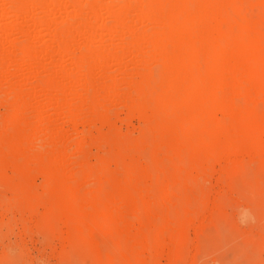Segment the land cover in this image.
I'll use <instances>...</instances> for the list:
<instances>
[{
  "label": "bare ground",
  "instance_id": "6f19581e",
  "mask_svg": "<svg viewBox=\"0 0 264 264\" xmlns=\"http://www.w3.org/2000/svg\"><path fill=\"white\" fill-rule=\"evenodd\" d=\"M1 1L6 5L0 8L1 16L11 14L21 20L31 18L32 23L34 22L31 24L37 27L41 34L38 35L39 32L36 33L37 31L34 34L33 30L28 31L26 30L28 28H22L23 26L19 25L17 19H10L12 22L6 26H1L0 33L5 36L2 37L0 34L2 37V40L0 38V74L6 70V63L13 60L12 41L15 39L11 41L8 35L10 32L18 30L20 34L24 35L25 40L23 39L24 42L18 50L17 65L28 66L26 68L29 72L27 76L35 78L37 82L50 90L51 96L48 95V98L50 96L56 99L57 95H65L66 92V95L72 96L77 101L87 102V112L81 113L86 118V124H95L98 121L103 123V120H107L106 114L99 112L100 101L105 95H117L116 87L119 86V81L117 82L116 78L118 74L120 71H122L121 74H128L123 62L126 55L133 65L130 74L135 76L127 79L129 77L127 75L126 79L121 80V83L132 91V94L128 93L129 90L126 93L124 91V94L121 93L123 96H120L124 101L122 102L126 112L130 115H138L141 120L143 117L139 116L143 115L146 106L147 108L154 106L155 109L163 111L162 116L154 122H151L153 118L151 121L148 120L149 122L146 121L147 132H152L153 136L156 132L157 137L160 135V141H157L159 140L157 138V140H153L154 143L153 141L149 143L152 145V152L149 153L147 161H145L147 164L141 166L138 162L131 160V169L126 171L125 168L124 174L123 172L120 173L123 171L122 169L118 170V173L123 175L122 179H118L114 177L115 175H110L111 168L108 163L102 167L96 166V163L94 168L95 166L98 168H95L96 171L94 170V172H97L98 177L96 176L97 180L96 178L93 179L95 182L91 181L94 186L92 189L90 188L92 190L91 196L96 198V202H91V199V201L87 200V203L82 204L75 195L77 185L82 182L86 185L89 184V178L92 175L95 176L94 172L84 167V164H88H83L84 161H78L72 171H70L71 169L64 170L61 164L62 162H69L68 158L72 154H69L70 152L84 151L85 138L70 140L67 143L68 148L66 147L68 153L65 151L66 154L61 157L60 150L62 149L60 148V138L56 136L57 133L40 128L45 118L42 112L46 108V104L41 105V101L40 106L36 108L37 115L33 118L34 120L25 121L23 119V113L32 99V94H26L27 91L24 90L25 86H29L28 82L11 83L10 86H7L10 87L9 90L8 88L3 91L0 90L1 104H4L6 98H11L8 108L9 117L0 120V173L2 171L5 173L4 168L8 165L13 167V171L15 168L14 172L20 177L27 176L31 172L34 173L37 168H40L43 172L42 178L45 189L47 193L49 192L47 195H49L50 200L47 206L50 210L61 213L66 204L90 207L100 217L108 216L120 222L119 224L124 227L127 223L125 220L126 213L121 211L120 204L118 209L113 207L114 203V205L111 203L116 199L126 203L128 200L131 201L130 199L134 198L137 193L139 202L142 204L131 210H135L137 213L138 221L148 220L147 234L142 232L145 234L143 241L152 243L153 247L150 246V248L154 250L156 249L154 242L158 241L157 243H159L158 238L162 232L166 231L164 229L166 225L169 222L170 225H173V222L169 221L172 218L173 211H170L172 208H167L163 213L154 209L170 204L171 199L175 197L176 187L189 183V179L186 180L180 172V169L185 166L183 165L185 164L184 161H188V164L201 169L203 173L210 170V166L212 167L208 163L210 161L206 163V161L201 160L203 157L209 158L211 163L218 160L222 155L228 157L254 155L256 161H264L263 148L262 150L259 148L260 145L264 146V0H72L70 11L65 8L68 4L67 0ZM61 11L64 15L61 16L62 13H60L59 16ZM37 14L38 20L36 21L34 17ZM55 14L57 17L59 16L57 18L59 19V26L56 27L55 24L50 23V19L55 17ZM105 17H107L108 23H105ZM57 19L55 20L57 21ZM135 22L145 24L148 27L143 31H138L135 28ZM101 31H104L105 37L117 36V40L120 42L119 48H117L118 46L115 48L111 46L109 49L106 46L103 49L92 48L94 42L100 43L99 41L103 37H101L103 34L100 33ZM221 31L225 33L224 37L221 36ZM80 33L83 35L87 33L88 35L87 41H85L86 47L84 50L82 48L75 51L72 43ZM43 34L49 36L47 41L41 38ZM38 36H41L42 40L38 39L41 45L36 49L32 46V42L39 38ZM2 42L5 44L3 45ZM40 43L38 42V44ZM79 43L81 42L79 41ZM98 45L101 46V44ZM49 50H53V55L56 52L60 57L68 59L72 68L65 69L69 67L66 66L55 69L59 66L56 64L54 69L47 72L45 76L38 78L36 65L42 56L41 53L48 55ZM52 54L50 53V56ZM50 56H48L49 59ZM108 62H111L117 69L115 71H119V73L116 77L113 76L116 73L109 74L107 75L109 76L108 79L106 76V81L94 84L95 81L94 83L92 81L95 78L94 75L99 71L101 73L104 70L102 68ZM156 68H158V73ZM95 71L97 72L95 73ZM56 73L61 76L62 82L55 83L54 76ZM0 78L2 79V75ZM68 89L69 92L67 93ZM44 101L48 102L49 100ZM70 102L64 99L61 104L67 119L73 121L80 113L81 107L79 108L78 104L74 105ZM88 113L90 114L87 118ZM115 123L113 121V124ZM108 124L111 125L110 122ZM144 131H146L145 127ZM81 134L85 133L81 132ZM81 134L79 133L80 136H82ZM152 138L155 139L156 136ZM145 140L146 138L142 141L139 139L128 143H130L129 146L131 144L139 146L142 144L140 142ZM147 141L144 143L147 144ZM157 142H163L161 144L164 147L161 144V146L158 145ZM149 144H147L148 149L146 148L145 155L148 154L149 150L151 151ZM154 144L156 147L158 146L157 149L160 147L164 150L163 148H165L164 151L168 152L170 158L180 157L182 163L179 162V165L174 166L167 165L169 167L167 168L157 156L161 152L156 154L158 150ZM128 153L130 152L128 151ZM118 162L122 161L119 159ZM127 164L129 165V163ZM10 167L7 168L12 169ZM13 171L11 170V172ZM107 175L114 178L110 177L109 179ZM54 176L67 183L66 187L69 194L61 199H57L49 187ZM99 177H102V182L107 180L115 187L118 185L120 190L118 188L116 193L110 191L108 194L109 192L103 188V183ZM158 177L163 179L158 180L160 179ZM145 179L149 180V184L144 181ZM142 180L145 182L143 185H141ZM92 183L90 184L92 185ZM83 188L86 189V187ZM103 189L107 191L105 192L107 195L104 194ZM152 196L154 201H151ZM133 241L135 242V240ZM150 248L148 251H151ZM154 252L152 253L155 254ZM145 253L150 255V252Z\"/></svg>",
  "mask_w": 264,
  "mask_h": 264
},
{
  "label": "rangeland",
  "instance_id": "374dc122",
  "mask_svg": "<svg viewBox=\"0 0 264 264\" xmlns=\"http://www.w3.org/2000/svg\"><path fill=\"white\" fill-rule=\"evenodd\" d=\"M67 3L68 4L65 6V8L67 11H70L71 9L69 8H71L72 0H67ZM5 6L6 5L3 3V1L0 0V8ZM60 13H62V11L59 12V16ZM7 15H0V27L8 25L10 22H12V19H17L11 14ZM62 15H64V13H62L61 16ZM54 16L55 17L50 19V23L55 24L56 27L59 26V19H57L59 16L57 17L56 14ZM105 18V23H108L107 17ZM30 19L17 20H19V25L23 26L22 28H28L26 29L28 31L33 30L34 34L36 31V33L39 32L38 35L41 34L40 30L32 25L34 22L32 23V19ZM34 19L36 21L38 20V14L34 17ZM55 19H57V21ZM134 25L138 31H143L148 27H146L145 24L142 25L138 24L137 22H135ZM12 32H10L8 37L11 39V41L15 39V41H12V51L14 52V54H12L13 60L10 63H6V70L0 74V76L2 75V79L0 78V90L3 91L5 88H8L9 90L10 87L7 86L11 83H21L22 81L28 82L29 86H25L26 88L24 87V90L27 91L26 94H32V99L29 106L23 113V119L25 121H32V119L37 115L36 108L40 106L41 101V105L46 104V108L42 112L45 118L42 121L40 128L49 129L52 132L57 133L56 136L60 138L61 143V157H64L66 152L68 153L67 143L70 142V140L74 141L77 138H85L84 143L86 146L84 145V148L86 150L84 149V151L80 150L70 152L69 154H72L68 158L69 162H62L61 164V167L64 170H74V166L78 161H84L83 164L88 163L84 164V167L92 170L93 172L95 168L97 169L99 166L102 167L103 165L106 166L108 163V165H110L109 167L111 168L110 175H115L114 177L122 179L123 175L119 174L118 172L122 169L123 171L120 173L123 172L124 174L125 168L126 171L129 168L131 169L130 163L132 161L138 162V164L141 166L147 164L145 161H147L149 153L152 152V145L149 143H152L153 140H157V138H159L157 141H160V135L157 137L156 132H154V136L152 132H147V122L151 121L152 118L153 120L151 122H154L156 119L160 118L163 114V111L155 109L154 106H148V108L146 106L143 110V115L145 117L143 115L139 116L141 118L143 117L141 120L138 118V115H130L128 112H126L127 110L123 104L124 101L122 98H120V96L124 94V91L126 93V91L129 90V94H132V91L131 89H127L126 85L122 84L121 82L123 81V78L126 79L127 75H129L127 79L135 77L134 75L132 76L130 74L133 65H131L132 62L130 61L129 57H127V55L123 58L124 66L127 69L124 70L128 71L127 75H124V73L121 74L122 71H120V74L117 76L119 71H115L117 69L111 62L108 63L112 65H108L107 63L106 66L102 68L104 69L102 71L103 73L101 72L102 74L100 73L99 69H96L99 71V73L95 71V73L97 72V76L94 75L95 78L92 79L93 83L95 81L94 84L99 82L102 83V81L104 82L108 79L109 76L107 75H113L116 73V75L113 76H117V78H119H116L117 82L119 81V86H117L118 89L116 87L117 93H115L117 95H105L107 98L110 97V99L107 100V98L104 96L100 101L99 112L101 114L104 112L106 114L107 120H103V123L98 121L95 124L90 123L88 125L86 124V118L81 114L82 112H87V102L84 103L77 101L72 96L70 97L68 94L66 95V92L65 95H57L59 97L56 96V99L51 98L50 90L46 89L44 85L37 82L35 78L27 76V73H29L26 69L28 67L27 65H17L18 50L23 44L25 37H23L24 35L20 34L18 30H14ZM33 32L31 33L33 34ZM100 33H103L101 35V37H103L100 39L101 41H99L100 43L94 42V47L92 46V48L95 49L96 47V49H103V47H107V49H109L111 46H114L112 48H115L119 45L120 42H118L119 40H117V36L105 37L104 31H101ZM0 34L2 36L3 33ZM221 36H225L223 31H221ZM2 37H0L1 40ZM38 37L39 38L32 42V46L36 49L41 45L38 39L42 38L44 41H47L49 38L47 34H43L42 37ZM77 37L74 41L76 43H72L73 49L78 51L79 49L81 50L83 48L82 50H84L86 47L85 41H87L88 37L87 33L86 35L80 33L77 35ZM98 38H100V36H98ZM79 41L81 43H79ZM38 42L40 44H38ZM2 44L4 45L5 43L2 42ZM98 44H101V46ZM75 45L77 46L75 47ZM14 47L16 48L14 49ZM117 48H119V46ZM48 53V55H43L41 53L42 56L39 58L38 62L39 66L38 64L36 65V70L38 69V78L45 76L47 72H50L56 67L54 66L56 64H59V66H57L55 69L62 67L65 68L66 66L69 67L65 69H70L72 66V64L70 65L71 62L69 63V60L65 57H60V55L56 52L53 55V50H49ZM50 53L52 54L51 56ZM48 56H50V59ZM157 69L158 68H156V72ZM104 71L108 73L106 74ZM156 72L154 71L155 74ZM54 79L55 83L62 82V78L58 73H56ZM42 92L43 94H41ZM68 92L69 89L67 90V93ZM48 95H50V99L47 97ZM64 99L65 101H72L70 103H74V105L78 104L77 106H79V108L81 107L80 113L76 118H74L73 121L68 120V117L65 115L66 113L64 107H62L61 104ZM6 100H8V104L6 103ZM6 100L4 101V104L2 103L3 105L0 103V120H2L1 118L4 119L9 117L8 108L11 98H6ZM44 100H49L50 102ZM104 113L103 115H105ZM89 114L90 113L87 114V118ZM108 121L111 123V125L108 124ZM113 121L116 123L113 124ZM109 125L110 127L114 128H110ZM144 127L146 131H144ZM110 130L113 131L112 133H116L112 134ZM81 132H84L85 134H81ZM79 133L82 136H80ZM150 134L152 137L156 136V138L154 139L150 137ZM145 138L146 140L140 142L142 144H139V146L132 144L129 146V141H135L139 139L142 141ZM146 141L147 144L151 145L149 146L151 147V151L149 150L147 155H145V153L147 152L148 145L144 143ZM86 142H88L87 144L89 146L86 144ZM42 144L45 143L42 142ZM44 146H46V144ZM157 147L156 150L159 152L157 151L156 154L161 152L157 156H159V159L162 160H160L162 164H165L166 166H174L179 165V162L182 163V159L180 157L170 158L168 152L164 151L166 150L165 148L162 150L160 147V149H157ZM259 148L261 150L263 148L264 151V146L260 145ZM128 151L130 153H128ZM138 156L141 157L139 158ZM142 156L144 157V160ZM119 159L122 162H118ZM201 160L203 162L206 161V163L207 161H210L208 163L212 165L213 168L210 166L211 169L203 173L201 169L193 167V165L190 163L188 164V161L183 160L185 162L183 165L185 166L180 169V172L186 180L189 179V183L181 184L178 186L179 188L176 187L174 193L175 197L171 199L172 201H170V204L168 203L164 206H159L158 209H154L159 213L165 212L167 208H172L169 210L171 212L173 211L171 215L172 218L169 220L171 223L173 222V225H170L169 222L164 228L166 231L163 230L164 233L162 232L161 234L162 237L160 235L158 238L159 243H157L158 241L154 242L156 245L154 248L156 247L157 250H151L150 246L153 247L152 243L149 244L146 243V240L143 241L145 234H147V225L149 223L148 220H140L144 224L143 225L137 220V213L135 210H131L136 209L138 205L142 204V202H139L137 193L134 195V198L130 199L131 201L128 200L129 202L124 201L126 203H123L116 199L111 203H114L115 205L113 204L114 206H112L115 208L117 207L118 209L121 205V211L126 213L125 216L127 217L125 220L127 223L124 225V227L119 224L120 222L108 216L100 217L90 207L86 208L80 205L66 204L64 211L57 213L55 210H50V208L47 206L49 205L48 202L50 197L47 195L49 192L47 193L45 189V183L42 178L43 172L40 168H37L36 172H31L27 176L23 175V178L14 172L15 168L13 171V167L8 165L7 167L12 169L5 167L4 169L6 172L4 173L2 171L0 173V264H264V161H256L257 159L254 155H248L244 157H228L222 155L218 160L212 161V163L207 157L206 159L203 157ZM127 163H129V165ZM94 165L99 166H95L94 168ZM167 168L169 167L167 166ZM11 170L13 172H11ZM96 173L94 172V177L92 175L91 178H89V184L95 182L93 180L94 178L97 180L98 174ZM110 175H107V178L109 177L110 179ZM113 176L111 178H114ZM158 178H160L158 180L163 179L161 177ZM52 179L53 181L49 184V187L51 192L56 195V198L61 199L67 196L69 194V191L66 187L67 183L65 181H61L57 176H54ZM99 179L101 181L102 177H99ZM27 180L28 182H31L28 183ZM144 181L149 184L148 179H145ZM144 181L141 182L142 184H140H145ZM102 183L103 188L107 189L109 192L108 194H110V191L112 193H116V190L119 188L118 185L115 187L107 180H104ZM84 184L82 182L77 185V191L75 192L77 199L81 201L82 204L87 203V200L91 201V199V202H96V198L91 196V189L93 188L92 186H94V183H92V185L90 184L91 186L89 184H87L88 186L85 184V186ZM83 187H86V189ZM102 191L104 194L107 192L104 189ZM135 198L136 200H134ZM151 201H154L153 196L151 197ZM125 207L128 208L126 209ZM134 230L139 232H135ZM131 232L132 234H130ZM135 233H137L138 236H135L137 235ZM127 234L130 235L128 236ZM133 240H135V242ZM147 244H149L148 247L151 251H148L149 248L147 247ZM153 251H155V254L152 253ZM145 252H150V255Z\"/></svg>",
  "mask_w": 264,
  "mask_h": 264
}]
</instances>
